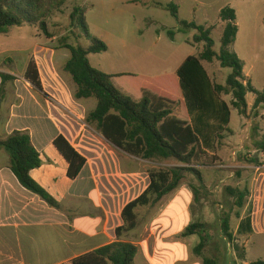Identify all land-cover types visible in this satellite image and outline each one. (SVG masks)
Returning a JSON list of instances; mask_svg holds the SVG:
<instances>
[{"label":"rangeland","instance_id":"1","mask_svg":"<svg viewBox=\"0 0 264 264\" xmlns=\"http://www.w3.org/2000/svg\"><path fill=\"white\" fill-rule=\"evenodd\" d=\"M60 1L61 4L55 7L52 15L46 20L48 35L38 26L30 25L8 28L5 33L0 34V71L12 72L18 78H23L25 64L32 61L37 69L39 67L42 71V77L39 74L42 92L37 96L50 103H53L51 94L57 95V89H69L71 94L74 92L71 90L73 83L70 75L63 71V66L70 57L69 51L63 48L64 45L82 48L90 45V41L79 29L69 26V16L74 7H83L89 35L107 46L106 52L88 56L90 65L103 73L131 74L144 79L165 73L175 75L176 69L187 57L195 56L201 50V44H192V37L196 32H180L178 21L162 8L141 7L129 3L130 0ZM148 1L162 6L174 2L179 7V21L194 22L198 26H213L212 38L216 51L220 47L219 38L223 27L218 13L223 7L231 5L238 15L240 28L237 50L244 56L247 65L245 71L249 74L252 86L257 91L263 89L264 23L261 17L264 14V0ZM251 38L255 40H250ZM47 65L52 70V74L48 76L50 79L44 77ZM204 67L212 81L222 85L230 73V69L220 68L216 61L211 64L204 63ZM13 79L4 82L1 95H5V89H9ZM51 85L54 90L50 88ZM57 96L62 103L64 99L60 94ZM247 96L250 108L245 116H240L234 109L231 110L229 128L232 133L226 135H256V143H262V148H259L258 144L251 145V142L250 145L259 151L252 150L250 153L242 152L234 156L231 153L218 155L217 151L215 154L204 153L191 165H183L173 159L142 160L105 140L94 124L88 125L85 122L89 113L87 111H83L81 120L75 119V126L71 129L75 135L72 144L85 160L104 163L102 169L94 172L96 180L108 192L116 191L121 203L143 191L148 184L149 172L184 169L178 189L184 187L191 192L192 223H203L209 235V242L202 251V257L213 258L217 264H235L243 256L244 248L233 235V228L241 216L248 219L252 211L249 196L259 183L264 184V177L261 175L264 174V104L254 110L251 101L255 96ZM222 98L227 103L231 99L230 96ZM9 101H14L13 97H9ZM93 101L96 103L94 99ZM8 104L9 102L7 109ZM66 104L67 102L64 105ZM1 113L0 120L4 117V111ZM188 168L192 170H187ZM228 188L244 193V205L241 209L237 207L236 198L230 195ZM197 198L200 199L199 202ZM159 210V203L140 207L136 218L146 221ZM204 214L208 218L204 217ZM226 217L229 219L228 233L232 235L230 239L222 231ZM125 235L126 241L133 238L131 234ZM261 240L264 241L263 236ZM263 241L247 252L250 262L264 261ZM189 242L193 252L199 243L198 236H189ZM194 256L201 260V257ZM169 262H173L172 259ZM159 263L160 261H154V264ZM136 264H142L139 258H136Z\"/></svg>","mask_w":264,"mask_h":264},{"label":"trees","instance_id":"2","mask_svg":"<svg viewBox=\"0 0 264 264\" xmlns=\"http://www.w3.org/2000/svg\"><path fill=\"white\" fill-rule=\"evenodd\" d=\"M140 0H134L133 3ZM60 0H0V34L8 28L24 25L38 26L46 35V20L59 6ZM162 8L178 21L180 32L194 30L192 44L203 46L200 53L187 57L175 75L160 79L138 78L134 75L106 74L93 68L88 60L90 54L107 51V46L91 37L85 23L83 7H74L69 18L70 27L79 29L90 41L86 48L64 45L70 57L63 71L70 75L75 86L73 99H94L96 107L86 116L85 122L94 124L102 137L118 149L142 160L173 159L183 165H191L206 151L214 153L221 146L224 136L231 134L229 128L231 109L240 116L247 113L246 95L255 96L252 108L255 110L264 104V87L257 91L250 78L244 75L243 61L233 51L232 46L237 35L236 14L234 9L224 7L219 11L218 19L223 24L218 53L214 51L212 39L213 26H198L194 22L178 20V6L168 3ZM172 36L173 33L169 32ZM216 61L220 68L230 69L225 83L213 82L204 63ZM23 78L37 94L42 92L38 69L29 61ZM9 75L1 74V88L4 82L12 80ZM180 92V93H179ZM223 96H230L227 103ZM181 105L179 114L173 115V107ZM264 108V107H263ZM262 148V143H257ZM53 146L66 161L67 177L76 179L86 160L71 144L59 135L53 140ZM0 148L9 158V168L18 183L47 205L59 208V204L30 176V171L41 166L38 152L33 147L26 132L13 131L4 140ZM192 170V169H187ZM182 168L148 173L150 180L147 189L122 210L124 225L115 230L117 240L91 252L74 258L71 264H134L137 247L121 239L123 233L136 226L134 210L140 206L155 205L161 198L175 191L183 178ZM236 198V205L242 208L244 193L228 188ZM226 217L222 231L227 238L229 224ZM247 220V219H246ZM249 225V220L246 221ZM248 232L250 228L248 226ZM196 235L199 243L193 254L201 257L202 264H217L213 258L202 257V251L209 242V235L203 223H191L183 237ZM250 264H264L256 261Z\"/></svg>","mask_w":264,"mask_h":264},{"label":"crops","instance_id":"3","mask_svg":"<svg viewBox=\"0 0 264 264\" xmlns=\"http://www.w3.org/2000/svg\"><path fill=\"white\" fill-rule=\"evenodd\" d=\"M133 1L130 0L129 3L141 7L155 4L148 0H140L136 3ZM227 6L232 8L231 5ZM261 19L264 23V14ZM236 25L238 30L232 49L243 61L244 75L249 78V74L245 71L247 65L244 56L237 50L240 42L237 14ZM202 48L203 46L201 50ZM214 51L218 53L219 50ZM26 66L27 64L23 68V73ZM46 67L47 72L44 71V77L50 79L48 76L52 74V70L48 65ZM38 70L42 77L39 67ZM1 74L15 79L9 85V89H5L6 93L0 100V118L1 112L4 111V117L0 120V140H4L13 131L29 134L41 161V166L31 170L30 176L53 197L59 208L50 207L18 183L9 168L7 153L0 148V264H71L74 258L115 242L117 240L115 230L124 225L123 208L147 189L150 183L149 177L143 191L125 203H121L116 191L108 192L96 180L94 172L102 169L103 162L98 164L87 159L79 176L74 180L69 179L66 175L68 165L54 148L53 140L62 135L75 148L72 144L75 135L71 131L75 126V119L81 120L83 111L91 112L95 109L96 103L92 98L75 101L74 92L71 94L69 89H57V95L60 94L64 100L61 103L56 94H51L53 103H50L40 99L24 78H18L12 72L0 71V82ZM171 75L165 73L148 79H160ZM21 79L23 82H20ZM50 88L54 90L52 85ZM71 90L75 91L74 84ZM247 95L246 102L250 108ZM9 97H13L14 101H9ZM254 99L255 97H252V104ZM7 102H9L8 109ZM180 107V104L173 107L174 116L179 114ZM256 139V135H225L221 146L217 149V154L224 156L231 153L234 156L237 153L259 151L251 147L257 144ZM206 153L215 154L208 151ZM109 162L111 163L110 158ZM261 175L264 177V174ZM173 192L161 198L158 202L160 210L152 217H148L146 221L136 218L135 228L123 233L121 239L124 241H126L124 236H127L125 234L133 235L128 242L137 247L134 264L136 258H139L142 264H154L156 260L160 261L159 264H202V261L192 254L189 236H182L185 228L192 223L193 215L190 210L192 194L184 187L177 188ZM249 200L252 204V211L247 219L249 225L241 216L233 228V235L244 248L243 256L235 264L262 261L250 262L247 259V252L261 243L263 241L261 237H264L262 182L251 192ZM197 201L199 202L200 199ZM203 202L201 199V204ZM140 207L134 210L136 216ZM202 216L203 214L200 215ZM248 226L251 232H248ZM170 259L173 262H169Z\"/></svg>","mask_w":264,"mask_h":264}]
</instances>
